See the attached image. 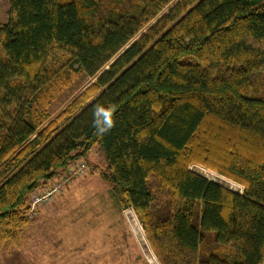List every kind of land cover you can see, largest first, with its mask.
I'll return each mask as SVG.
<instances>
[{
    "label": "trees",
    "instance_id": "16d2710c",
    "mask_svg": "<svg viewBox=\"0 0 264 264\" xmlns=\"http://www.w3.org/2000/svg\"><path fill=\"white\" fill-rule=\"evenodd\" d=\"M0 46V247L99 144L160 264H264V0H8ZM56 51L95 81L47 122Z\"/></svg>",
    "mask_w": 264,
    "mask_h": 264
},
{
    "label": "rangeland",
    "instance_id": "374dc122",
    "mask_svg": "<svg viewBox=\"0 0 264 264\" xmlns=\"http://www.w3.org/2000/svg\"><path fill=\"white\" fill-rule=\"evenodd\" d=\"M98 2L108 0H96ZM8 0H0V24L7 20ZM5 60L0 46V63ZM67 57L59 51L49 58L55 77L40 95L36 107L55 118L95 79L76 70L61 68ZM75 69V68H74ZM46 125V124H45ZM84 162L86 172L71 178L60 195L33 207L31 197L49 181H56L67 168ZM58 175L34 190L28 197L27 224L17 240H6L0 247V264H160L152 252L133 211L124 210L121 195L104 179L108 173L101 145L97 144ZM207 180L229 190L239 186L215 172L192 165ZM3 177L0 168V180Z\"/></svg>",
    "mask_w": 264,
    "mask_h": 264
},
{
    "label": "built area",
    "instance_id": "2783aa9c",
    "mask_svg": "<svg viewBox=\"0 0 264 264\" xmlns=\"http://www.w3.org/2000/svg\"><path fill=\"white\" fill-rule=\"evenodd\" d=\"M67 169L68 170L65 171V173L60 177V179H57L56 181H49L48 184L47 185L45 184L44 187H42L39 192L33 193V196L31 197L32 199L31 204L33 207L42 205L44 203H48L49 201H51V199L54 196L60 195L63 189L62 187L69 180H71V178L85 174L86 165L84 162H78L73 168H67ZM240 191L241 189L239 188L238 192Z\"/></svg>",
    "mask_w": 264,
    "mask_h": 264
},
{
    "label": "crops",
    "instance_id": "0c3cea01",
    "mask_svg": "<svg viewBox=\"0 0 264 264\" xmlns=\"http://www.w3.org/2000/svg\"><path fill=\"white\" fill-rule=\"evenodd\" d=\"M41 188V187H40Z\"/></svg>",
    "mask_w": 264,
    "mask_h": 264
}]
</instances>
